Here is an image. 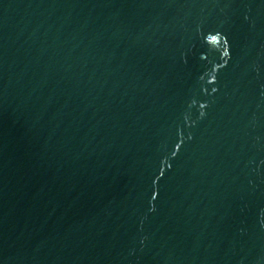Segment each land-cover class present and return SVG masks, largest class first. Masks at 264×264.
I'll return each mask as SVG.
<instances>
[{"label": "water", "instance_id": "water-1", "mask_svg": "<svg viewBox=\"0 0 264 264\" xmlns=\"http://www.w3.org/2000/svg\"><path fill=\"white\" fill-rule=\"evenodd\" d=\"M0 264H264V0H0Z\"/></svg>", "mask_w": 264, "mask_h": 264}]
</instances>
